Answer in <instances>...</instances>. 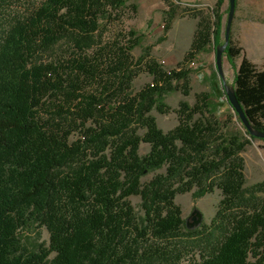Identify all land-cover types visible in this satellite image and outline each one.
I'll return each mask as SVG.
<instances>
[{"label": "trees", "instance_id": "1", "mask_svg": "<svg viewBox=\"0 0 264 264\" xmlns=\"http://www.w3.org/2000/svg\"><path fill=\"white\" fill-rule=\"evenodd\" d=\"M136 9L130 0H0V264H264V181L246 186L241 155L246 135L256 137L219 118L217 89L182 100L174 128L158 125L153 109L168 111L173 82L191 69L151 59L153 81L134 90L142 34L103 36ZM214 16L213 25L202 17L184 62L223 43L219 8ZM242 51L231 34L228 59ZM233 85L264 130V68L244 54ZM215 188L214 217L191 228L177 194ZM33 225L50 233L34 249L20 236Z\"/></svg>", "mask_w": 264, "mask_h": 264}, {"label": "rangeland", "instance_id": "2", "mask_svg": "<svg viewBox=\"0 0 264 264\" xmlns=\"http://www.w3.org/2000/svg\"><path fill=\"white\" fill-rule=\"evenodd\" d=\"M130 1L137 5V9L126 11L122 24L107 30L103 37L104 41L115 38L120 41L119 35L121 34L119 33H124L129 29H134L142 34L140 44L132 52L135 59L144 55L142 63L136 66L139 73L133 80L134 90L138 91L153 81L152 73L147 70V63L151 59L159 66L163 65L168 71L179 66L191 69L188 80L173 82L176 88L166 96L168 111L161 112L153 109L152 113L155 115L158 125L165 131L174 128L179 122L177 109L182 100L194 104L199 94L209 93L211 95V91L217 89L218 99L213 97L212 100L223 103L217 115L224 121L233 122L234 128L245 132V126L222 93L224 86L216 66V48L210 46L206 51L200 52L195 60L189 61V63L188 61L184 62L202 17H207L213 25L215 22L214 10L218 8L222 14L220 37L221 41H224L229 9L228 0H224L220 7H217L218 0ZM231 34L236 45L243 47V51L241 55L232 60L228 59L225 53L223 55V73L228 84L234 83L236 68L244 54L259 68H264V0H236ZM246 136L250 142L241 155L245 161V184L251 186L264 181V139ZM149 149L150 145L142 142L140 152L145 154ZM153 174H147L144 180H148ZM258 195L264 198V187L262 191L258 192ZM221 198V189L215 188L214 191L201 197H195L193 190L179 193L175 201L181 207L185 223L193 222L192 212L198 210L203 216L202 224H209L218 209ZM131 199L139 209L140 197L132 196ZM20 236L27 247L34 249L40 242L48 243L50 233L45 226L33 225L22 229Z\"/></svg>", "mask_w": 264, "mask_h": 264}, {"label": "water", "instance_id": "3", "mask_svg": "<svg viewBox=\"0 0 264 264\" xmlns=\"http://www.w3.org/2000/svg\"><path fill=\"white\" fill-rule=\"evenodd\" d=\"M229 3V9H228V15H227V21L225 26V36L224 41L222 44L218 45L215 49L216 52V66L218 69V72L221 76L222 83L224 86L225 93L227 95L228 101L230 105L233 107L235 112L237 113L238 117L240 118L242 124L245 126L247 131L255 137H260L264 139V130H260L254 127L252 122L247 117L244 108L242 106V103L238 100L235 92V88L233 84H228L223 73V55L227 49V46L229 45L230 36H231V28L232 23L236 11V0H228ZM193 222H188V225L191 228L197 227L202 223L203 216L202 213L198 210H194L191 215Z\"/></svg>", "mask_w": 264, "mask_h": 264}, {"label": "built area", "instance_id": "4", "mask_svg": "<svg viewBox=\"0 0 264 264\" xmlns=\"http://www.w3.org/2000/svg\"><path fill=\"white\" fill-rule=\"evenodd\" d=\"M216 53V52H215ZM195 65H196V61H195Z\"/></svg>", "mask_w": 264, "mask_h": 264}]
</instances>
